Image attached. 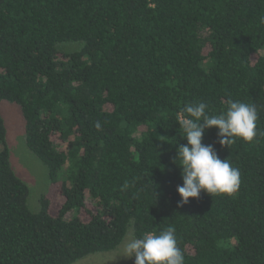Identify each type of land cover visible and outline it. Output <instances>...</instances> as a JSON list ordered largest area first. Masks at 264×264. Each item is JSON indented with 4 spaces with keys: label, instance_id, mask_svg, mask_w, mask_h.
Here are the masks:
<instances>
[{
    "label": "trees",
    "instance_id": "16d2710c",
    "mask_svg": "<svg viewBox=\"0 0 264 264\" xmlns=\"http://www.w3.org/2000/svg\"><path fill=\"white\" fill-rule=\"evenodd\" d=\"M261 17L264 0H0V106L64 197L30 209L0 107V264H73L168 226L184 264H264V136L228 148L205 131L240 169L231 195L179 207L175 163L186 104H255L264 132Z\"/></svg>",
    "mask_w": 264,
    "mask_h": 264
},
{
    "label": "clouds",
    "instance_id": "9594fccd",
    "mask_svg": "<svg viewBox=\"0 0 264 264\" xmlns=\"http://www.w3.org/2000/svg\"><path fill=\"white\" fill-rule=\"evenodd\" d=\"M264 24V17L260 18ZM204 102L186 104L178 115V124L183 132L186 145L177 149L175 163L179 161L183 183L177 186L182 198L178 206L199 199L202 192L211 196L231 195L241 183L240 169L233 167L229 159H221L213 145L204 144V133L208 129H218V143L230 147L236 139L253 142L264 132H258V111L255 104L238 100H228L227 109L210 115ZM96 127L100 128L99 122ZM176 229L168 226L161 232H145L138 238L123 242L124 258H135V264H184V254L178 247Z\"/></svg>",
    "mask_w": 264,
    "mask_h": 264
},
{
    "label": "rangeland",
    "instance_id": "374dc122",
    "mask_svg": "<svg viewBox=\"0 0 264 264\" xmlns=\"http://www.w3.org/2000/svg\"><path fill=\"white\" fill-rule=\"evenodd\" d=\"M63 51L80 48L78 44H65ZM1 113L7 128V141L10 149L11 166L15 173L28 185L30 194L28 205L31 210H38L40 198L47 195L51 199V212L56 214L64 197L57 185H51L48 169L35 155H33L23 137V119L20 110L8 101H2ZM134 238L129 232L124 241ZM122 244L114 251L100 252L80 259L73 264H131L132 258H124Z\"/></svg>",
    "mask_w": 264,
    "mask_h": 264
}]
</instances>
